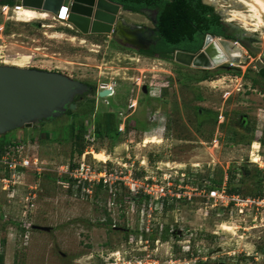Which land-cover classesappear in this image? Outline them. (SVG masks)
<instances>
[{"label": "rangeland", "instance_id": "obj_1", "mask_svg": "<svg viewBox=\"0 0 264 264\" xmlns=\"http://www.w3.org/2000/svg\"><path fill=\"white\" fill-rule=\"evenodd\" d=\"M235 2L203 0L236 29L237 37L255 40L251 47L257 52L251 55L232 39L234 59L211 69L144 57L116 45L111 35H97L98 40L79 35L50 14V19L21 23L12 9L5 14L6 7H0V65L57 72L93 85L97 92L113 91L102 99L87 91L76 93L73 103L80 99L82 104L73 110L75 116L63 114L0 136L24 147V154L37 158L43 171L40 176L18 173L12 184L0 180V264H264V215L255 210L238 214L205 208L195 197L165 211L148 204L140 211V204L125 201L122 192L110 201L102 191L91 198L74 197L66 180L58 178L60 167L77 157L67 125L118 108L121 124L133 126L137 118L146 122V131L134 129L114 142L88 140L87 162L93 161L92 154L100 161L108 155L128 162L146 159L148 171L157 162L162 168L173 161L188 167L199 163L195 181L210 176L220 181L227 175L239 195L257 196L264 177V92L244 73L257 71L264 28ZM235 12L246 20L233 16ZM118 19L153 28L140 14L120 11ZM205 71L211 75L207 80L192 79ZM199 109L217 114V120L210 116L199 123ZM249 136L251 144H243ZM27 197L32 200L26 202ZM29 203L34 207H27Z\"/></svg>", "mask_w": 264, "mask_h": 264}, {"label": "water", "instance_id": "obj_2", "mask_svg": "<svg viewBox=\"0 0 264 264\" xmlns=\"http://www.w3.org/2000/svg\"><path fill=\"white\" fill-rule=\"evenodd\" d=\"M16 5L55 17L66 15L68 11L67 24L82 35H113L129 43L140 40L141 28L121 27L123 20L118 19V15L124 10L108 0H16ZM223 25L228 23L223 22ZM237 44L242 46L243 42L237 41ZM232 46L220 37L206 35L202 50L176 51L173 61L185 67L211 69L229 58L234 59L229 52ZM86 90L81 82L57 72L0 65V136L14 129L28 128L37 121L55 119L68 109L74 110L73 95ZM146 91L143 87V92ZM109 95L111 91L107 89L98 92L99 98Z\"/></svg>", "mask_w": 264, "mask_h": 264}, {"label": "built area", "instance_id": "obj_3", "mask_svg": "<svg viewBox=\"0 0 264 264\" xmlns=\"http://www.w3.org/2000/svg\"><path fill=\"white\" fill-rule=\"evenodd\" d=\"M19 7L15 5L10 9ZM51 16L52 19L72 30V27L67 24V19L60 20L59 17ZM110 91L113 93L111 89ZM91 130L92 128L89 131ZM118 131L125 133V122L120 124ZM24 150V147L18 143L6 145L3 148L0 153V174L3 177L0 180L4 183L12 184V179L14 180L18 173L30 171L40 176L43 172L38 159L24 154ZM86 154L88 153L84 152L81 156L75 157L73 161L62 165L58 170V178L66 179L64 185L74 197L91 198L97 191H102L109 196L110 201L117 192H122L125 194V201L140 204V211H144L147 204L153 205L154 210L165 211L166 207H172L181 202L190 203L197 197L203 200L205 208L219 207L224 211L238 214L252 209L256 211V214L264 215V194L244 197L237 193H230L227 187L229 181L227 175L219 186L214 187L209 185V181L213 180L211 176L207 181H195L196 171L194 170L199 169L198 164L186 167L174 163H163L164 168H162L160 167L162 163L157 162L153 169L148 171L150 167L148 160L119 161L108 155L106 160L100 161L92 154L93 161L87 162ZM211 166L213 168L215 165L212 163ZM188 168L191 171H188ZM32 199L27 197L26 202ZM139 199L142 200L138 201ZM112 203L109 202V205ZM27 207L33 208L34 205L29 203ZM260 219L264 221V216Z\"/></svg>", "mask_w": 264, "mask_h": 264}, {"label": "trees", "instance_id": "obj_4", "mask_svg": "<svg viewBox=\"0 0 264 264\" xmlns=\"http://www.w3.org/2000/svg\"><path fill=\"white\" fill-rule=\"evenodd\" d=\"M112 3L118 4L124 11H129L134 14H141L143 9L156 11L154 32L158 40L155 52L160 55L158 59L172 61L173 54L176 50L195 53L201 49L203 38L205 35L214 37H225L223 23L221 16L218 15L214 8L210 5L204 4L203 0H108ZM16 5V0H0V7L13 8ZM23 23V22H21ZM59 30H57L58 32ZM140 55L144 53L140 52ZM148 56V55H147ZM153 57V55H149ZM236 73L240 75V71L235 69ZM209 71L198 77H192L195 82L205 81L210 78ZM244 77L251 82L254 88H259L264 92V71L254 73L247 70ZM92 94H96L93 91ZM76 108L81 107L82 101L77 99L74 101ZM147 105L151 106L148 100ZM75 116L76 112L68 109L65 115ZM210 116H214V121L217 120V114L212 113L208 109H199L197 112L198 122L202 123ZM88 114V120L72 121L67 125V133L73 141L74 156H81L85 152V145L88 140H110L116 141L120 134L118 128L121 124V119L117 112L102 111L95 114ZM92 128L91 131H89ZM133 128V129H132ZM146 131V125L141 127L132 126L129 122H125V134H132L133 130ZM49 136L50 133H45ZM3 136V135H2ZM32 141V139H31ZM252 137H248L243 142L245 145H250ZM15 140H0V153L6 145H16ZM263 144L264 143H260ZM228 191L230 193H238V191L231 187V178L228 177ZM66 180V179H65ZM207 181V180H205ZM221 181H209L211 187L219 186ZM261 189L257 196L264 194V177L261 180ZM97 191L96 193H98ZM95 193V194H96Z\"/></svg>", "mask_w": 264, "mask_h": 264}, {"label": "flooded vegetation", "instance_id": "obj_5", "mask_svg": "<svg viewBox=\"0 0 264 264\" xmlns=\"http://www.w3.org/2000/svg\"><path fill=\"white\" fill-rule=\"evenodd\" d=\"M143 11H146L148 14L142 13ZM126 13H128V11H126ZM129 14H134V13L131 12ZM156 14H157L156 11L147 10V9H143L141 11V14H140V15L144 16L145 18H147V19H149L151 21V23L153 25L152 29H149L148 27H146L144 25H142V26H134V25H132L134 27H140L141 28V30H140V40H139L138 43L124 42V41H121L120 39H118L117 37H114L113 35H111L110 40L113 43H115L116 45H118V46L124 47L126 49H131L134 52H138V53L142 52V53H144L142 55L144 57L156 59L160 55L158 52H155V49H156L157 44H158V40H157V37H156L155 32H154V23H155ZM222 23H223V21H222ZM127 25H130V24L123 20V22L121 23V27H126ZM223 29H224V32H225V37H220V38H222L225 41H230V40L234 39L235 41L243 42L242 47L244 49H246V51H248L251 55H254L257 52L256 49H253L251 47V43H253L255 40H253L251 38H244V37H241V36L237 37L235 35L236 29L232 25H227V26L223 25ZM72 31L76 32L79 35H82V34L78 33L75 30H72ZM240 32H242V31H240ZM85 36H88V37L93 38L95 40L99 39V37L97 35H85ZM205 37H206V35L203 38V43H202V46H201L200 50H202V48H203ZM104 42L109 43L107 40H104ZM200 50H198V51H200ZM176 51H178V50H176ZM149 55H153V57H150ZM256 66H257L256 73H260V72L264 71V54L261 56V58L259 60L256 61ZM262 83L264 84V81H262ZM86 87H87L86 91L88 93H90L95 99H102V98L98 97V92L96 91V89H95V87L93 85H86ZM93 91H95L96 94H92ZM107 97H109V96H107ZM134 106H135V110H136L137 109V105H134ZM112 112H117L119 114V109L118 108H115V109L113 108ZM132 122H133V126H135V127H137V126L141 127L142 125H146V122L144 120H140V119H137V118L133 119Z\"/></svg>", "mask_w": 264, "mask_h": 264}, {"label": "bare ground", "instance_id": "obj_6", "mask_svg": "<svg viewBox=\"0 0 264 264\" xmlns=\"http://www.w3.org/2000/svg\"><path fill=\"white\" fill-rule=\"evenodd\" d=\"M213 1H216V0H213ZM235 3H238V5L246 8L247 12L250 14V16L248 15V18L249 17L252 18L254 21H256L257 25L264 28V1L263 0H236ZM8 11H9V9L6 7L4 9V13L7 14ZM12 12L14 14L15 20L18 22H23V23H31L35 20L50 19L49 14L46 12L36 11V10H32V9H27V8H20L19 7L17 9H12ZM68 14H69L68 11H67L66 15H65V13L61 14L59 19H62V20L68 19ZM232 15L241 18L242 21H245L247 18V16L244 15L242 12H235L234 14L232 13ZM232 19H230V20H232ZM247 20H249V19H247ZM243 27L245 28L246 31H249V29L246 28L245 23L243 24ZM250 31L255 32V29H250Z\"/></svg>", "mask_w": 264, "mask_h": 264}, {"label": "crops", "instance_id": "obj_7", "mask_svg": "<svg viewBox=\"0 0 264 264\" xmlns=\"http://www.w3.org/2000/svg\"><path fill=\"white\" fill-rule=\"evenodd\" d=\"M146 160V159H145ZM173 163L174 164H177V165H184V166H186V167H188L189 165L187 164V163H183V162H177V161H173ZM196 164H198L199 165V163H196ZM196 164H193L192 163V165H196ZM191 165V164H190ZM200 166V165H199Z\"/></svg>", "mask_w": 264, "mask_h": 264}]
</instances>
